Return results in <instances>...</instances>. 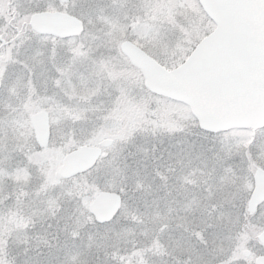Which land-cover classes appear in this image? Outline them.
<instances>
[{
    "label": "rangeland",
    "instance_id": "obj_1",
    "mask_svg": "<svg viewBox=\"0 0 264 264\" xmlns=\"http://www.w3.org/2000/svg\"><path fill=\"white\" fill-rule=\"evenodd\" d=\"M7 1H0V33L4 32ZM83 3H10L20 18L42 10H64L82 22L83 30L66 39L27 31L15 45L0 49V117L14 113L17 127L11 142L19 145L10 154L0 145V232L10 233L7 248L0 246V264H13L16 230L40 228L30 227L28 204L16 200V193L43 195L45 190H55L62 199L66 185H71L72 195L84 209L80 213L82 239L76 240L77 247H70L68 264H87L89 247L99 264H254L261 251L256 236L264 228V203L249 213L241 200L245 191L252 190L255 168L264 169V136L259 140L256 136L261 129L217 134L231 141L233 149L229 171L215 180L217 174L195 152L190 157L169 156L166 150L175 139L167 135L158 145V159L139 151L150 150L153 143L142 131L129 142L132 128L159 127L166 133L187 127L193 120L186 106L166 102L144 87L140 71L122 55L119 45L129 40L157 61L180 64L204 31L213 29L199 11L198 1L89 0L92 10L87 15L81 9ZM29 8L33 10L26 11ZM38 50L42 56L36 55ZM113 81L124 88L104 103L112 89L99 97L96 91ZM87 99L101 113L94 131H82L93 126L84 123L83 113L74 107L76 101ZM149 109L155 110L151 122L146 118ZM40 111L49 116L50 138L45 148H38L30 122L31 115ZM102 120L109 126L101 124ZM103 139L111 143L87 175L59 177L57 170L65 154L83 144L98 147ZM188 139L200 143L195 136ZM110 160L118 163L110 165ZM101 191L119 193L122 205L113 220L98 225L89 205ZM10 194L12 199H4ZM56 197H51L53 206H58ZM72 206V201L65 203L69 209ZM245 250L250 251L248 257L243 256Z\"/></svg>",
    "mask_w": 264,
    "mask_h": 264
},
{
    "label": "water",
    "instance_id": "obj_2",
    "mask_svg": "<svg viewBox=\"0 0 264 264\" xmlns=\"http://www.w3.org/2000/svg\"><path fill=\"white\" fill-rule=\"evenodd\" d=\"M198 2L215 27L180 65L167 69L129 40L120 44V50L139 68L144 86L151 93L185 103L197 122L205 127L219 129V132L234 128L254 132L264 127V0H240L239 6L234 0ZM226 25L242 28V45L235 32H230L226 38L222 35ZM30 26L38 33L62 38L77 36L83 30L80 20L61 12L35 13L30 18ZM185 66H189L188 71L178 75ZM31 124L37 144L47 145L48 115L45 112L33 114ZM110 142L103 139L98 147L82 145L70 151L58 168L59 176L68 179L91 169L102 147ZM263 201L264 169L257 168L247 210L255 212ZM120 206L118 193L103 191L93 198L89 209L96 222L104 223L115 216ZM258 240L264 246V230ZM256 263L264 264V257H258Z\"/></svg>",
    "mask_w": 264,
    "mask_h": 264
},
{
    "label": "snow or ice",
    "instance_id": "obj_3",
    "mask_svg": "<svg viewBox=\"0 0 264 264\" xmlns=\"http://www.w3.org/2000/svg\"><path fill=\"white\" fill-rule=\"evenodd\" d=\"M234 3L239 6L240 0H234ZM81 9L85 15L92 10V4L89 0H84L81 5ZM33 9H26V11H32ZM230 32H235L238 42L242 45L243 31L242 28H234L232 25H226L222 35L226 38ZM43 39V38H41ZM46 48L47 45L45 44ZM37 56H42L43 53L39 50L36 52ZM38 66V65H37ZM189 66H185L184 69L179 70L178 75L188 71ZM111 88L112 92L107 93L108 101L113 98V93L119 94V91L124 88V85L119 81H113L109 84H104L100 89L96 91V96L104 95L107 89ZM51 102V101H49ZM75 109L80 110L83 113L84 123H91L92 129H82V131H94L97 125L96 121L100 120L101 113L96 111V105L92 99L84 101H76L74 105ZM107 109H104L106 112ZM146 118L151 122L155 120V110L149 109L146 113ZM193 123L187 127H177L174 130L168 132H162L159 127L150 128L146 127L142 130L135 128L130 129L131 136L129 142L134 139L137 131H142L146 137H150L153 141L151 149L141 148L140 152L144 157L151 155L152 159H158L156 153L160 151L158 145L164 143V136L172 140L175 139V143L171 144L168 152L169 156H175L182 154L186 156H192L193 153L202 160L204 166L211 167L212 173L217 174L213 176V179H222L223 176L229 171L230 165L228 161L231 159V153L233 144L227 138L217 135L219 129H213L205 127L203 123L197 122V117L192 116ZM203 120V114L201 116ZM105 127L109 124L107 121H101ZM17 127L16 117L14 113L9 112L0 117V145L2 150L6 154H10L15 150V147L11 142L13 130ZM211 134V135H210ZM189 136H195L199 139L200 143L197 145V140H189ZM257 140L264 136V129H261L257 134ZM211 139V143H205ZM126 147V145H125ZM172 148H176L178 151H171ZM197 148L199 149L197 151ZM163 152H161V156ZM118 160H110L109 164H117ZM65 191L61 193L62 199L56 197L55 190L51 193L45 190L41 195L39 192L24 194L17 192L15 199L22 203L26 200L28 204L27 214L30 219V227L36 229L37 225L40 228L36 231L28 230H16L13 235V243L17 245L16 250L13 253V264H68L67 253L71 248L77 247L76 240L82 239L80 234L81 229V212L84 211L81 201L75 198L71 193V185L65 186ZM251 195L250 191H245L241 200V206L246 207L247 200ZM51 197H56V205L53 206ZM10 194L4 199H12ZM67 201H72L73 206L69 209L65 207ZM3 203V200H0ZM7 208V205H5ZM95 223V221H94ZM102 223V222H100ZM10 233L0 232V246L7 248ZM91 239V234H89ZM87 264H99V257L92 258L93 253L89 247L87 251ZM106 264V262H105ZM213 264H218V261H213Z\"/></svg>",
    "mask_w": 264,
    "mask_h": 264
},
{
    "label": "flooded vegetation",
    "instance_id": "obj_4",
    "mask_svg": "<svg viewBox=\"0 0 264 264\" xmlns=\"http://www.w3.org/2000/svg\"><path fill=\"white\" fill-rule=\"evenodd\" d=\"M0 1H6V0H0ZM17 1V0H16ZM58 1V0H57ZM15 0H8L7 1V9L6 11H4V17L6 19L5 23H4V32L0 33V49L1 48H8V47H12L13 45H15L17 43L18 38L20 37V35L22 33L25 32H32L33 34H38V35H46V36H50L47 34H42V33H38L37 31L33 30L32 27L30 26V18L33 14L35 13H40V12H44L45 10L42 11H37V12H33L31 13L29 16L27 17H23L20 18L17 14V12L15 10L11 9V4L10 3H14ZM61 3L67 2V1H58ZM49 12H61V13H66L64 10H48ZM52 37V36H50ZM264 203V202H263ZM262 203V204H263ZM256 240L258 242V248H261V251L259 252V254H257L254 258V264L256 263V258L257 257H264V246L262 245V243L258 240V237H256ZM250 255V251L248 250V254L246 256L245 253H243V256L248 257Z\"/></svg>",
    "mask_w": 264,
    "mask_h": 264
},
{
    "label": "trees",
    "instance_id": "obj_5",
    "mask_svg": "<svg viewBox=\"0 0 264 264\" xmlns=\"http://www.w3.org/2000/svg\"><path fill=\"white\" fill-rule=\"evenodd\" d=\"M199 6V5H198ZM200 7V6H199ZM199 11L201 12V14L203 15V17L205 18V20L208 22V24L209 25H212V22L209 20V18L204 14V12L202 11V9L201 8H199ZM210 28V27H209ZM206 29L205 31H204V35H206V34H208V31L210 30V29ZM194 47V45L190 48V49H188V52H187V55L190 53V51L192 50V48ZM186 55V56H187ZM173 60H177V59H173ZM184 60V58L183 59H181V61H183ZM180 61V62H181ZM158 62H160V61H158ZM160 64H162L163 66H165V67H167V68H173V67H175V66H177L178 65V63L177 64H173L172 63V60H167L166 59V61H161L160 62ZM135 70H136V68H134ZM153 95V94H152ZM153 96H155V95H153ZM155 97H158V98H160L159 96H155ZM162 99H163V97H161ZM165 100H166V102H173V101H171V100H169V99H166V98H164ZM173 103H177V102H173ZM179 104H181V103H179ZM89 172V171H88ZM88 172H86V173H83V174H79V175H77V176H75V177H73V178H70V179H79V178H81L82 176H85V175H87L88 174ZM82 180V179H81Z\"/></svg>",
    "mask_w": 264,
    "mask_h": 264
}]
</instances>
